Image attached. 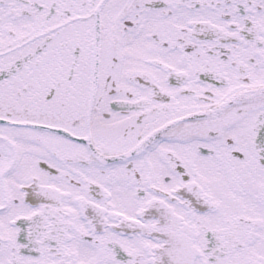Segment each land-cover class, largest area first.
Segmentation results:
<instances>
[{
	"label": "snow or ice",
	"instance_id": "1",
	"mask_svg": "<svg viewBox=\"0 0 264 264\" xmlns=\"http://www.w3.org/2000/svg\"><path fill=\"white\" fill-rule=\"evenodd\" d=\"M0 264H264V0H0Z\"/></svg>",
	"mask_w": 264,
	"mask_h": 264
}]
</instances>
